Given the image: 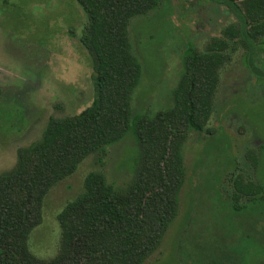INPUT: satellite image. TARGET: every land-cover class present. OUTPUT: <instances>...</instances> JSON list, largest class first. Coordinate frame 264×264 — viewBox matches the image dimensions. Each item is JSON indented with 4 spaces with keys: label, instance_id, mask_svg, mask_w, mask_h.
<instances>
[{
    "label": "rangeland",
    "instance_id": "374dc122",
    "mask_svg": "<svg viewBox=\"0 0 264 264\" xmlns=\"http://www.w3.org/2000/svg\"><path fill=\"white\" fill-rule=\"evenodd\" d=\"M85 22L76 0H0V173L15 164L18 149L40 137L50 117L73 116L92 104V59L79 42ZM235 22L214 0H158L132 20L128 38L141 71L131 117L171 108L187 44L202 51ZM243 53L239 48L221 70L207 131L190 132L183 144L186 176L177 216L145 264H231L226 257L233 264H264V197L235 203L232 194L236 179L264 186V46L251 59L255 74L245 68ZM137 158L129 129L103 155L84 159L45 196L41 224L28 238L30 253L55 256L57 215L82 193L88 173L123 187Z\"/></svg>",
    "mask_w": 264,
    "mask_h": 264
},
{
    "label": "trees",
    "instance_id": "16d2710c",
    "mask_svg": "<svg viewBox=\"0 0 264 264\" xmlns=\"http://www.w3.org/2000/svg\"><path fill=\"white\" fill-rule=\"evenodd\" d=\"M214 1L236 22L202 51L187 44L171 108L131 117V94L141 69L127 29L158 0H76L86 17L79 42L92 59L95 97L76 115L50 117L40 137L18 149L15 164L0 173V264H145L158 250L178 212L186 176L183 144L190 132L207 131L221 70L242 48L245 68L257 73L251 59L264 46V0ZM129 129L138 147L131 180L117 187L100 172L88 173L82 193L57 215V253L36 258L28 238L41 224L45 196L84 159L103 155ZM234 186L235 203L240 198L262 202L263 185L240 178ZM215 262L210 264H224Z\"/></svg>",
    "mask_w": 264,
    "mask_h": 264
}]
</instances>
